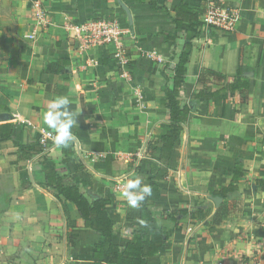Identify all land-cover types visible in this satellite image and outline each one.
I'll return each mask as SVG.
<instances>
[{
	"label": "crops",
	"instance_id": "0c3cea01",
	"mask_svg": "<svg viewBox=\"0 0 264 264\" xmlns=\"http://www.w3.org/2000/svg\"><path fill=\"white\" fill-rule=\"evenodd\" d=\"M29 1L0 0V114L10 115L14 125L11 139L0 142V264H94L99 235L84 228L70 205L67 218L63 198L44 183L42 160L63 161V148L54 144L32 159L18 160L15 144L39 143L40 131L54 132L44 123V114L52 99L67 96L70 110L80 112L68 164L102 155L106 158L99 164L86 165L95 177L115 181L113 176L122 171L148 184L158 152L147 154L153 161L141 162L140 175L128 165L120 170L112 155L127 157L135 148L145 155L148 144L155 146L168 131L167 111L156 102L171 87L186 44L191 52L179 92L182 104L211 83L213 89L211 78L199 82L205 70L231 81L241 66L248 96L245 103L238 93L198 101L181 124L168 175L159 182L161 197L149 206L157 224L172 233L147 264H216L220 259L233 264L239 258H264V0H158L157 8L165 7L167 13L151 9L149 0H43L51 25L31 42L24 39L32 23ZM208 2L239 9L233 33L206 30L199 18L196 27L182 23L175 30L180 4L203 11ZM96 17L121 25L126 46L122 57L115 47L80 55L66 38V20ZM59 60L64 62L56 67ZM238 161L243 174L236 184L238 196L228 200L229 215L220 225L211 223L217 210L213 204L199 221L160 220L161 214L207 203L212 190L229 185ZM71 174L94 188L110 185L89 174ZM109 217L114 243L124 246L138 222L126 219L119 230Z\"/></svg>",
	"mask_w": 264,
	"mask_h": 264
},
{
	"label": "trees",
	"instance_id": "16d2710c",
	"mask_svg": "<svg viewBox=\"0 0 264 264\" xmlns=\"http://www.w3.org/2000/svg\"><path fill=\"white\" fill-rule=\"evenodd\" d=\"M136 1V0H135ZM158 0H149L148 4L153 10H160L167 13L165 7L157 8ZM201 10L189 9L180 4L175 9L173 23L175 30H178L182 23H188L191 27H196L198 18L202 14ZM112 19V18H111ZM174 41V37L170 38ZM191 48L186 44L184 50L178 57V62L174 68L172 85L164 90L163 98L156 104L167 111L169 119L168 131L162 135L155 143V146L148 144L146 154L153 155L158 152V163L150 166L148 184L151 185L152 194L147 197L138 209H131L127 214V219L138 222L137 231L133 232L124 246H119L113 241V227L109 217L107 207L111 202L102 197L93 198L94 195L87 191L82 193L79 184L70 180L55 170V166L43 159L41 170L45 179V186L56 192L58 197L63 198L61 202L65 215L68 218L70 205L74 208L80 219L83 221L84 228L89 229L99 235L98 242L94 245L92 258L94 264H147L149 258L158 254L159 250L166 244L172 231L157 224L155 217L149 211V206L161 197L159 182L168 175V164L171 152L175 143L179 140L181 124L189 119L198 101H206L217 96H225L230 93H238L242 103L247 101L249 82L245 77L241 66L238 67L236 75L231 81L212 71H202L199 75V82L204 78H211L213 89L209 85L207 89L200 90L197 94L190 97L188 104H182L179 92L181 90L184 76L186 73L185 65L188 62ZM64 61H57L56 67ZM7 120L0 122V142L8 141L14 131L12 117L6 115ZM17 148L18 160H29L42 152L39 143L29 146L15 144ZM64 156L63 162L69 163L73 156V148L70 145L62 149ZM241 163L238 161L233 171V178L228 186L219 187L210 192V197H219L222 203L217 207L216 213L212 218L213 225H220L228 217V200L236 198L238 195L237 182L242 177L239 172ZM209 203L199 204L189 210H177L164 213V219L176 224L177 218H190L193 221L202 219ZM143 222V223H142Z\"/></svg>",
	"mask_w": 264,
	"mask_h": 264
},
{
	"label": "built area",
	"instance_id": "2783aa9c",
	"mask_svg": "<svg viewBox=\"0 0 264 264\" xmlns=\"http://www.w3.org/2000/svg\"><path fill=\"white\" fill-rule=\"evenodd\" d=\"M28 7L32 23L24 39L31 42L38 34L49 28L51 19L43 0H30ZM239 19V9L208 2L204 5L199 22L206 30L233 33ZM62 28L66 38L80 55L101 47H115L117 55L122 57L126 50L123 43V29L115 19L96 17L83 22H73L68 19L63 23ZM54 137V132L42 130L39 132L38 141L42 148L48 149L54 145ZM216 264H227V262L220 259ZM233 264H264V258L262 256L250 259L239 258Z\"/></svg>",
	"mask_w": 264,
	"mask_h": 264
},
{
	"label": "rangeland",
	"instance_id": "374dc122",
	"mask_svg": "<svg viewBox=\"0 0 264 264\" xmlns=\"http://www.w3.org/2000/svg\"><path fill=\"white\" fill-rule=\"evenodd\" d=\"M73 22H76V21H73ZM186 99L187 98L184 97L183 102H187ZM151 144L153 145V143H151ZM146 150H147V148H146ZM105 158L106 157H104L102 155L90 156L89 159L78 160L77 162H75V164H72V165H70L68 163H64L63 161L55 160V164H53V165L55 167H57L58 172H60V174L65 176L69 182H71L70 180H72V181L76 182L77 184H79V186H80V188L84 194L87 193L86 190H87V188L90 187V193L91 194L98 195L99 197H102V198L108 197L112 201V204L109 207V215H111V217L113 218L116 228L121 230L124 227L123 225L125 223V220L127 219L128 212L131 209H133L127 205L126 200L121 195L122 192L124 191V184L123 183H125L126 180H130V178H128L127 176H123L122 171H119L118 174L113 176V177H115V181H112L111 178H106L105 176L95 177V175H93V173L91 172L92 168H89L88 166H86V165L93 166V164H95V163L99 164V161L101 162L102 159H105ZM112 159L116 162V165L120 170H121L122 165H124V166L128 165L131 168H133V171H135L138 175L141 174V162H144L145 164H147V163L150 164L149 162L153 161L152 159H150L148 157V155L146 153H145V155L141 156V154L137 148H135L134 152H132L127 157H125L121 154H118V155L113 154ZM74 168H75V170H74ZM71 173H76V174L81 173L82 177H85L86 174L87 175L89 174L88 176H90L91 178L94 177L98 183H101V181H109L110 185H107L108 186L107 189L104 187L103 188L102 187H95L94 188V186H92V185L90 186L88 184V182L83 183L82 180L76 181L72 177ZM139 178H141V177H139ZM133 179H135V178H133ZM101 184L104 185V183H101ZM186 194H189V193H186ZM209 195H210V193H209ZM208 197H210V196H208ZM208 197H207V203L212 205L213 203L211 201H209ZM160 220L166 221V219H164V217H163V214L160 215Z\"/></svg>",
	"mask_w": 264,
	"mask_h": 264
},
{
	"label": "clouds",
	"instance_id": "9594fccd",
	"mask_svg": "<svg viewBox=\"0 0 264 264\" xmlns=\"http://www.w3.org/2000/svg\"><path fill=\"white\" fill-rule=\"evenodd\" d=\"M70 108L69 98L58 96L49 102V110L43 117L44 123L55 132L54 144L58 148L69 147L75 139L72 129L77 126V117L80 112H73ZM151 194V185L143 183L141 178L136 177L127 181L121 195L129 207L138 209Z\"/></svg>",
	"mask_w": 264,
	"mask_h": 264
},
{
	"label": "water",
	"instance_id": "95a60500",
	"mask_svg": "<svg viewBox=\"0 0 264 264\" xmlns=\"http://www.w3.org/2000/svg\"><path fill=\"white\" fill-rule=\"evenodd\" d=\"M120 1V0H117ZM7 120V116L4 114H0V122L1 121H6ZM94 199L97 198V196L93 197ZM209 201H211L215 207H218L220 205V203L222 202V199L219 197H208Z\"/></svg>",
	"mask_w": 264,
	"mask_h": 264
}]
</instances>
